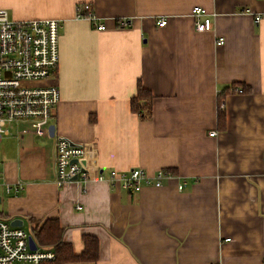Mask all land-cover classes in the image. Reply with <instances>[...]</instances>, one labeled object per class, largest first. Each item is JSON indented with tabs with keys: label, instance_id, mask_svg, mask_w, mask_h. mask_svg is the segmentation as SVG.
<instances>
[{
	"label": "crops",
	"instance_id": "obj_1",
	"mask_svg": "<svg viewBox=\"0 0 264 264\" xmlns=\"http://www.w3.org/2000/svg\"><path fill=\"white\" fill-rule=\"evenodd\" d=\"M85 3L104 31L77 18ZM195 7L212 31L196 30ZM0 8L13 20L61 24L55 135L19 121L2 136L18 155L3 165L0 215L31 236L59 220L77 256L96 238V261L65 264H264V0H0ZM139 82L154 97L145 115L131 109ZM59 135L85 147L88 182L58 188ZM132 169L169 177L138 193L108 181Z\"/></svg>",
	"mask_w": 264,
	"mask_h": 264
},
{
	"label": "built area",
	"instance_id": "obj_2",
	"mask_svg": "<svg viewBox=\"0 0 264 264\" xmlns=\"http://www.w3.org/2000/svg\"><path fill=\"white\" fill-rule=\"evenodd\" d=\"M192 15L198 32L213 30V22L203 8L195 7ZM77 18L90 20L96 30L106 29L105 24L96 18L89 3L77 6ZM259 22L260 17L256 19V23ZM166 24L167 20L161 19L158 26L163 28ZM121 25H127V22L123 21ZM60 29L58 20L17 21L9 16L6 9L0 8V141L19 121H29L33 128L46 127L49 131L61 100L60 88L53 81L59 64ZM224 43V38L218 39L219 46ZM238 92L243 91L239 89ZM216 134L213 131L210 136ZM85 154L82 144L64 135L57 136L54 167L58 188L90 180L83 166ZM167 177L169 175L164 171L151 176L143 169L124 173L113 170L108 181L138 193L145 186L163 187V180ZM98 179L103 181L105 178L101 174ZM184 187L182 184L179 189L183 190ZM21 189L19 183L13 188L15 191ZM11 190L8 186L7 192ZM77 209L81 210L82 207L78 206ZM31 237L23 228L13 226L10 219L0 215V264H41L55 259L52 250L39 247L33 250L29 243Z\"/></svg>",
	"mask_w": 264,
	"mask_h": 264
},
{
	"label": "trees",
	"instance_id": "obj_3",
	"mask_svg": "<svg viewBox=\"0 0 264 264\" xmlns=\"http://www.w3.org/2000/svg\"><path fill=\"white\" fill-rule=\"evenodd\" d=\"M240 86L243 87V85ZM244 91L245 88H243V92ZM224 95L225 92L221 95L218 112L219 128L222 130L226 128V113L221 107ZM153 98L152 93L146 89L141 82H139L137 95L131 100L132 111L140 115L149 114ZM63 235L64 229L61 227L59 220L57 219H48L40 228H38V225L34 228L32 237L38 247L52 250L55 253L54 260L41 264H65L76 261H96L98 259L99 249L96 238L86 237V248L80 256H77L74 253L72 246L64 242Z\"/></svg>",
	"mask_w": 264,
	"mask_h": 264
},
{
	"label": "rangeland",
	"instance_id": "obj_4",
	"mask_svg": "<svg viewBox=\"0 0 264 264\" xmlns=\"http://www.w3.org/2000/svg\"><path fill=\"white\" fill-rule=\"evenodd\" d=\"M52 122V121H51ZM26 127V126H25ZM44 129H47L46 127ZM8 138H5V140ZM8 141V140H7ZM17 155H18V150H16V147H8L6 146V141L3 142L0 145V184L2 181V174H3V168H4V164L6 163H10V160H16L17 159ZM1 189V188H0ZM1 206V205H0Z\"/></svg>",
	"mask_w": 264,
	"mask_h": 264
},
{
	"label": "water",
	"instance_id": "obj_5",
	"mask_svg": "<svg viewBox=\"0 0 264 264\" xmlns=\"http://www.w3.org/2000/svg\"><path fill=\"white\" fill-rule=\"evenodd\" d=\"M55 130H56L55 126L54 125H51L50 128H49V132H50L51 137H53L55 135ZM12 225L13 226H17V227H22L23 222L21 220H14L12 222ZM29 243H30V246H31V248L33 250H36L37 249L38 246H37V244H36V242H35V240H34L33 237L30 238Z\"/></svg>",
	"mask_w": 264,
	"mask_h": 264
}]
</instances>
